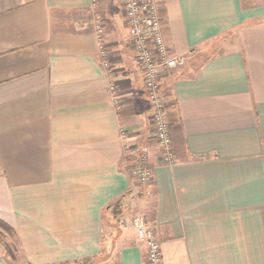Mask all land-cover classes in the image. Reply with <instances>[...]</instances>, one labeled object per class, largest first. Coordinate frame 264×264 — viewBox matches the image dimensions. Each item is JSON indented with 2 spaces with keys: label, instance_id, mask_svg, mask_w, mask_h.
<instances>
[{
  "label": "crops",
  "instance_id": "obj_1",
  "mask_svg": "<svg viewBox=\"0 0 264 264\" xmlns=\"http://www.w3.org/2000/svg\"><path fill=\"white\" fill-rule=\"evenodd\" d=\"M155 1L170 53L188 56L160 74L171 166L123 0H0V220L25 264L104 261V240L119 264H148L118 202L119 216L152 210L160 264H264V0ZM121 128L151 143L148 186Z\"/></svg>",
  "mask_w": 264,
  "mask_h": 264
},
{
  "label": "built area",
  "instance_id": "obj_2",
  "mask_svg": "<svg viewBox=\"0 0 264 264\" xmlns=\"http://www.w3.org/2000/svg\"><path fill=\"white\" fill-rule=\"evenodd\" d=\"M125 21L131 45L141 65L144 76V87L152 107L151 124L153 135L151 141L159 147L161 161L165 165H173L176 154L173 147L170 126L166 117L167 100L161 89L160 74L182 66L187 61V54L173 55L167 45L158 5L155 0H123ZM96 33L99 40L100 54L104 66L111 68L108 51L104 41V29L99 20L96 22ZM111 88L115 85L112 83ZM121 138L126 154L131 158V175L142 185H149L153 177V169L148 162L151 143H142L130 137L127 129L121 128ZM151 193L150 189L145 190ZM121 227L125 230H135L138 238L146 246L148 264H160L161 245L156 239L153 229L144 217H122ZM68 264H93L91 261H79Z\"/></svg>",
  "mask_w": 264,
  "mask_h": 264
},
{
  "label": "rangeland",
  "instance_id": "obj_3",
  "mask_svg": "<svg viewBox=\"0 0 264 264\" xmlns=\"http://www.w3.org/2000/svg\"><path fill=\"white\" fill-rule=\"evenodd\" d=\"M115 89V88H114ZM151 193H149V194H147V195H150ZM146 208H147V204H145V209L143 210V215H141V214H132V215H122L121 216V218L122 217H133V216H136V215H141V216H143L144 217V219H145V221H146V223L150 226V224L148 223V219L151 217V215H152V210H146ZM149 209V208H148ZM121 218L119 219H117V222H116V227H118L119 228V230H125V229H123L122 227H121ZM116 227H113L112 229H111V233H109V235H110V237L108 236V239H112V237H113V235L112 234H115V233H118L117 231H116ZM152 228V227H151ZM107 230V229H106ZM130 230H133V229H130ZM135 231V230H134ZM112 235V236H111ZM112 243V240L111 241H109V240H107V241H105L104 240V247L106 246V249H105V253H106V255L108 256L107 257V259H105L104 261H92V263L93 264H118V256H117V253H116V251H114V253L112 252L113 251V248L114 247H112V249L110 248V244ZM161 245V244H160ZM110 250V251H109ZM112 250V251H111ZM113 253V254H112ZM10 261H12V263H14V264H25V262L22 260V259H20V258H18V259H16V260H13V259H11L10 258ZM161 262V261H160Z\"/></svg>",
  "mask_w": 264,
  "mask_h": 264
},
{
  "label": "trees",
  "instance_id": "obj_4",
  "mask_svg": "<svg viewBox=\"0 0 264 264\" xmlns=\"http://www.w3.org/2000/svg\"><path fill=\"white\" fill-rule=\"evenodd\" d=\"M121 211L122 210L120 208V203L118 202V204H116L113 207V214H114V217L116 218V222H117V219L118 218L120 219L121 216L123 215L122 214L121 216H119V213H121ZM0 227H2L5 231L8 232V234H4V235L0 233L1 234L0 237H2L1 239L3 240V242L6 245L7 254L11 257V259L16 260L17 259L16 255H15L16 245H15V242L12 240V238H14V236H15V233L13 231L9 230L6 226V224H4L1 220H0ZM113 227H115V226H113ZM104 253L102 252L103 256L100 257L99 260L107 259L108 256L106 255V253L105 254ZM118 264H119V262H118Z\"/></svg>",
  "mask_w": 264,
  "mask_h": 264
}]
</instances>
